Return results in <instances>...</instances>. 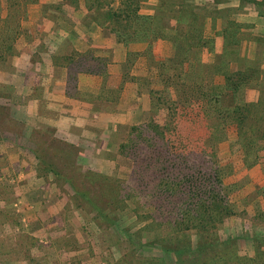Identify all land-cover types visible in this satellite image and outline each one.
<instances>
[{
  "label": "rangeland",
  "instance_id": "rangeland-1",
  "mask_svg": "<svg viewBox=\"0 0 264 264\" xmlns=\"http://www.w3.org/2000/svg\"><path fill=\"white\" fill-rule=\"evenodd\" d=\"M107 1L111 7L119 2ZM134 1L137 4V20L158 16L153 24L156 27L167 26L164 29L165 36L154 37L148 31L141 38L122 42L116 39L110 28L91 18V11L86 9L87 0H34L21 5L18 37L13 43L12 53L0 61V71L12 74L20 71L31 74L33 70L47 73L49 66L46 64L50 61L51 64H62L67 68V79H72L75 73L86 68V73L99 76V84L103 85L100 92L106 93L100 99L102 103L92 108L106 113L117 112V100L128 83L131 87L126 91L123 103L134 99V121L113 122L106 135L95 140L86 138L92 142L91 154L87 153V146L83 148L79 145L74 130H69L72 135L67 133L71 136V141H68L64 139L66 137L62 131H56L52 125H28V143L21 139L19 141L23 146L12 145L13 152H10L15 155L23 152L24 165L19 168L16 164L12 168L13 162L0 159V264H157L151 259L156 256L164 258L166 264H173V258L158 250L157 246H136L156 241L161 236L168 238L167 246L175 247L176 239L183 237H187L192 245L195 244V232L192 229L183 230L185 233L179 238L164 236L162 230L161 235L157 236L160 229L156 226L142 230L148 219L138 220L132 209L135 205L126 201L123 205L114 204L116 209L104 208L103 212H110V217L115 215L114 225H106L97 219L93 207L80 198L71 197L72 190L67 183L57 180L50 169H39L40 154L47 161L51 160L58 174L65 171L73 176L77 185L82 183V169L85 168L91 173L112 176L121 182L128 178L131 163L120 153L118 144L127 140L130 125L139 124L147 117L150 90L162 88L157 78V63L168 64V58L174 55L175 39L170 38L176 35L173 34V28L186 39L184 46L192 42L198 33L201 40L192 45L199 48L195 57L201 65H210L214 61V54L222 47V22L231 21L229 27L235 34L233 46L237 48L238 60H247L256 66L260 70L259 79L264 80V0L259 4L244 0H219L217 3L213 0ZM11 8L8 1L0 0V18H6ZM191 15L194 20L190 22ZM82 25L95 27L105 43L87 46L82 54V37L79 38L81 43L75 42ZM193 47L190 49V61L194 60ZM37 52L40 58L44 56L47 61L43 60L42 64ZM48 53L51 55L49 59L46 56ZM14 58L20 63L14 62ZM108 65L113 66L114 72L108 70ZM210 81L220 83L222 76L213 75ZM3 88H6L8 95L12 94L8 87L0 86V95L3 94ZM81 95L88 102L99 100L94 93L82 92ZM243 96L246 101H254L258 89L247 87ZM105 97L110 99L105 101ZM7 98L11 99L10 96ZM113 98L115 102H111ZM142 98L145 103L141 105ZM18 101L20 103L16 106L12 104L13 112L19 109L20 112L16 114L29 118L26 113L32 108L25 106L26 99ZM124 106L122 108L125 109ZM3 107L0 120L6 122L8 132L5 131L9 137V132L15 130L14 121L6 117ZM42 107L38 103L36 111L39 112ZM83 138L81 135L82 141ZM6 140L3 143L9 144ZM217 155L219 162L229 165V172L223 182L235 184L236 188L228 195L234 213L225 217L214 231L219 239L229 237L235 240L236 254L252 256L253 238H264V198L261 194L264 187V149L259 151V159L255 164L244 165L242 151L236 142L235 127L228 124L224 138L217 143ZM5 167L11 168L14 174L5 175ZM29 237L36 238L42 246L28 245L25 249L24 241ZM260 245L264 249L263 239Z\"/></svg>",
  "mask_w": 264,
  "mask_h": 264
},
{
  "label": "trees",
  "instance_id": "trees-1",
  "mask_svg": "<svg viewBox=\"0 0 264 264\" xmlns=\"http://www.w3.org/2000/svg\"><path fill=\"white\" fill-rule=\"evenodd\" d=\"M6 1L12 8L6 18H0V61L12 53L18 37L21 5L34 0ZM244 1L259 4L261 0ZM136 8L134 0H119L114 7L107 0H87L86 3L91 18L110 28L122 42L141 38L148 31L154 37L165 36L167 26L153 24L158 16L137 20ZM189 17L190 22L194 20V16ZM229 24H232L229 20L222 22V47L214 54L210 65H201L195 57L199 48L192 45L201 40L198 33L184 46L186 39L172 29L176 34L170 37L175 39L174 55L168 58V64L157 63V78L162 88L150 90L147 117L139 124L130 125L127 140L118 144L120 153L131 163L125 181L91 173L85 168L82 183L77 185L74 177L65 171L58 174L51 160L47 161L40 154L38 158L39 169H50L57 180L67 183L72 190L71 197L80 198L93 207L97 219L106 225H114L115 215L110 217V212H103L104 208L116 209L114 204L123 205L126 201L135 205L132 209L138 220L148 219L142 230L156 226L160 229L157 236L162 230L164 236L177 238L185 233L183 230H194V245L183 237L185 239H176L175 247L167 246L168 238L161 236L159 241L136 246H157L173 258V264H264V249L260 247L264 238L254 237V254L244 256L236 254L233 238L219 239L214 231L225 217L234 213L228 195L236 185L223 182L229 165L219 162L217 155V143L224 138L225 127L234 125L244 165L255 164L259 151L264 149V80L259 79L260 70L256 66L247 60H238L237 48L233 46L235 34ZM192 47L194 60L190 61ZM209 49H212L211 43ZM213 75L222 76V82H211ZM102 87L100 85L96 93L99 100L106 94L100 92ZM247 87L258 89L254 101L244 99ZM261 192L264 198V187ZM24 244L25 249L28 245L42 246L32 237ZM1 251L0 246V255ZM151 259L157 264H166L162 257Z\"/></svg>",
  "mask_w": 264,
  "mask_h": 264
},
{
  "label": "crops",
  "instance_id": "crops-1",
  "mask_svg": "<svg viewBox=\"0 0 264 264\" xmlns=\"http://www.w3.org/2000/svg\"><path fill=\"white\" fill-rule=\"evenodd\" d=\"M99 34L98 30L92 25H89L88 27L82 25V31H80L79 36L75 39L76 43H81L79 38L82 37V47L80 48L82 54L87 46L89 48V46L105 43V41L100 38ZM38 53L39 52H37V58H40ZM46 56L49 59V56L51 55L48 53ZM93 56H95V52L93 53ZM40 59L42 60V64L43 60H46L44 56ZM13 61L20 63L16 58H14ZM46 65L49 66V71H47V73H38L33 70L31 74H28V72L24 73V71L23 73L20 71L19 73L12 74L11 72L4 70L0 71V86L8 87V90L12 92L11 95H8L6 88L5 90L4 88L2 89L3 94L0 95V117L2 116L1 110L3 111V106H5V115L10 121H14L13 127L15 128V130L9 132L11 136L7 137L6 122L0 120V159L13 162L11 164L12 168L16 164H18L17 166L19 168L24 165L22 160L23 152H17L16 155L10 154V152H13L12 145L15 147H17L18 144L23 146L19 140L25 139L26 143H28L26 137L30 128H28L29 124L30 126H34V124L37 123L52 125L56 128V131H62L61 133L66 137L64 139L68 141H71V136L69 137L68 134L72 135L69 130H74V134L77 133L78 140L80 141L79 145L83 148L84 146H87V149H89L86 151L91 154L92 142L86 140V138H93V140H95L97 137L106 135L108 128L111 127L113 122L125 121L130 123V120H132L131 122L134 121V99H129V102L126 100V102L123 103L126 96L125 93L131 87L128 83L124 85L122 93L117 100V112L106 113L94 111L92 106L100 104L102 101L88 102L82 98L83 95L81 94L82 92L96 94L100 85L99 76L92 73H86V68H82V72H77L72 79H67V68L65 69L62 64H57L56 66V64H51V62L48 61V64ZM108 70L114 72L113 66L108 65ZM110 83L111 86H113V83ZM7 96H10L11 99H8ZM19 99H26L25 106L30 107V109L32 108L29 112H25L29 115V118L24 117V115L16 114L17 111L18 113L20 112L19 109L13 112L12 107L13 105L16 106V104L20 103L18 101ZM7 100H9V103ZM143 102L144 98H142L141 105ZM38 103L43 105L39 112L36 111V105ZM123 104H125V109L122 108ZM55 112L58 113L57 117L55 116ZM72 124L77 126H72ZM81 135L84 136V141L80 139ZM5 140L9 144L6 142L3 143ZM10 170L8 167H5V175L14 174V172Z\"/></svg>",
  "mask_w": 264,
  "mask_h": 264
}]
</instances>
